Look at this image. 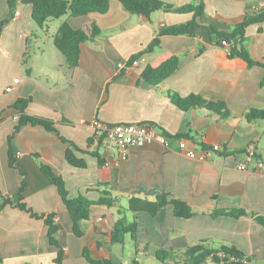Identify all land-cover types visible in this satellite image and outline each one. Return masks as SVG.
I'll return each mask as SVG.
<instances>
[{"label": "crops", "instance_id": "obj_1", "mask_svg": "<svg viewBox=\"0 0 264 264\" xmlns=\"http://www.w3.org/2000/svg\"><path fill=\"white\" fill-rule=\"evenodd\" d=\"M19 1L7 21V0H0V264H55L58 249L49 244L46 216L57 227L61 264H90L84 252L93 261L110 264H184L185 251L201 242L215 249L234 247L243 254L241 264H264V229L253 219L264 216V170H254L256 162L264 164V120L245 117L252 109L264 111V67L231 58L232 42L223 47L206 29L230 33L245 17L264 14V0H159L173 8L202 1L203 13L157 11L149 19L109 0L105 14L64 16L49 20L43 29L32 21L31 6ZM193 19V36H161L159 47L143 55L138 66L127 63L162 29ZM63 22L87 35L91 24L99 30L96 38L80 45L74 68L53 44ZM236 48L264 65V21L247 26ZM171 57H177L178 65L168 77L155 85L142 78L146 69ZM172 94L222 100L228 117L202 108L183 111L171 101ZM24 99H29L24 113L52 121L55 132L26 124L13 134L19 116L13 105ZM95 119L110 125L149 124L168 145L153 141L129 148L122 157L94 143ZM60 138L79 149L72 151L84 168L67 163L71 147ZM179 140L198 155L214 145L219 150L207 161L190 159L179 151ZM9 150L15 167L9 165ZM248 151L254 157L246 162ZM242 162L248 170L237 168ZM40 165L63 181L69 198L112 201L111 206H91L88 219L79 222L81 237L74 235L69 213ZM22 180V203L41 218L17 207ZM159 196L184 202L191 216H175L170 204L154 215L129 209L130 199L154 202ZM4 200L9 204L2 206ZM232 210L246 216L212 215ZM119 219L135 225V231L114 242L111 234ZM160 252L169 258L160 261Z\"/></svg>", "mask_w": 264, "mask_h": 264}, {"label": "trees", "instance_id": "obj_2", "mask_svg": "<svg viewBox=\"0 0 264 264\" xmlns=\"http://www.w3.org/2000/svg\"><path fill=\"white\" fill-rule=\"evenodd\" d=\"M19 2L31 6V19L40 29H43L45 23L49 20H57L64 16L81 17L91 13L105 14L109 8V0H20ZM118 2L129 13L145 17L146 19H149V17L157 11L176 13L194 12L195 17L200 16L203 13L202 1L197 6L188 5L182 8H173L172 6L165 4L159 0H118ZM17 3V0H7V5L9 8L7 21L12 19ZM261 21H264V14L253 17H245L242 23L232 28L230 33L219 32L212 26L207 27L206 29L210 34L214 35L220 41L226 40L232 42L233 45L229 55L231 58L237 57L243 60L248 67H264L263 64L251 60L245 50L241 48L238 50L236 48V46L243 40L245 28L251 24ZM5 23L6 21H4L2 25H4ZM196 28L197 24L193 19L185 24H179L162 29L142 52L131 56L127 63L130 65L140 56L149 54L155 48L159 47V37L177 35L193 36ZM98 35L99 30L94 24H91L89 28V34L87 35L84 31L80 29L75 30L67 22H63L53 36V44L55 48L60 51L65 57L67 64L71 68H74L78 65L80 45L88 40L96 38ZM177 65V57H171L156 68L146 69L142 74V78L149 84H158L163 79L172 74L177 69ZM262 84H264V78L261 81V85ZM171 101L183 111H187L192 108H202L211 112L218 113L223 119L228 117L227 108L222 100L207 101L201 96L196 95H190L186 98H180L176 94H172ZM28 103L29 99H24L17 100L13 105V108L19 113L18 121L14 128L13 134L19 131V129L26 124H30L32 126H41L48 132H55L52 121L41 117L28 116L24 113V109L26 108ZM245 117L249 121L264 120V111L252 109L245 115ZM11 139L12 135L8 138L9 145ZM60 139L64 143L69 144V146L71 147V149L68 148L65 153V160L67 161V163L77 168H84V161L81 159H77L72 151H79V149L71 142L63 138ZM9 165L11 167H15V160L12 158L11 150H9ZM40 170L42 174L48 179V181L56 187L61 201L65 205L69 213L72 221V230L76 237L82 236V232L79 228V222L88 219L91 206L98 204H106L108 206L112 205V201L110 200H101L97 203H94L81 196L71 199L68 197V192L65 189L63 181L59 177L54 175L49 167L40 165ZM24 188L25 182L24 180H22L17 194V207L25 212L30 213L33 217H38L30 212L22 203V193ZM6 204L9 203L8 201L4 200L2 206ZM167 204L172 205L175 216L180 218H189L191 216V210L184 202L179 200H168L167 196H159L154 202H147L135 198L130 199L129 209L135 212L146 211L150 215H154L161 207ZM212 215L239 218L242 216H246V213L243 210H232L228 212L216 211ZM253 219L264 229V216H254ZM44 223L47 227V238L49 244L58 249L55 264H61L63 260V250L55 239L57 227L53 223L52 216H46L44 218ZM134 231L135 225L127 224L124 219H119L114 225L111 237L114 242H121L123 240L124 234H133ZM218 254H223L224 257L220 258ZM83 255L86 261L90 264H110L109 262L104 260H91L86 252H84ZM183 255L184 264H204L207 260H211L215 263L223 262L230 264H241V261L243 259V254L234 247L221 246L215 249L206 246L202 242L189 247ZM156 257L160 261H164L169 258L168 254L165 252L157 253Z\"/></svg>", "mask_w": 264, "mask_h": 264}, {"label": "built area", "instance_id": "obj_3", "mask_svg": "<svg viewBox=\"0 0 264 264\" xmlns=\"http://www.w3.org/2000/svg\"><path fill=\"white\" fill-rule=\"evenodd\" d=\"M221 46L229 48V44L226 40L220 42ZM143 61V56L134 60L131 66L136 67ZM18 80H14L13 84H17ZM12 90V86L6 88V92L9 93ZM94 129V143L100 145L105 150H116L119 154L124 157L129 148H141L144 145L153 141L158 142L160 145L167 147L168 140L162 135L155 127L149 124H106L100 120L95 119L92 122ZM178 149L181 153L190 159L199 158L207 161L211 158L212 152L219 150V147L214 145L210 149H203L198 155L194 149H188L185 140L178 141ZM254 154L248 151L245 154L246 162L253 159ZM239 163L237 168L241 171L248 170L247 163ZM264 170V164L256 162L254 170ZM220 258H223V254H218ZM244 264V262H243Z\"/></svg>", "mask_w": 264, "mask_h": 264}, {"label": "rangeland", "instance_id": "obj_4", "mask_svg": "<svg viewBox=\"0 0 264 264\" xmlns=\"http://www.w3.org/2000/svg\"><path fill=\"white\" fill-rule=\"evenodd\" d=\"M55 22V21H54ZM51 50H53L56 54H58L59 56H61L58 51H56V49L54 48H51ZM47 58H51V60L54 59V57L50 54V52L47 53Z\"/></svg>", "mask_w": 264, "mask_h": 264}]
</instances>
